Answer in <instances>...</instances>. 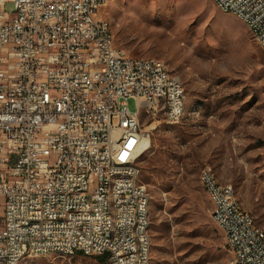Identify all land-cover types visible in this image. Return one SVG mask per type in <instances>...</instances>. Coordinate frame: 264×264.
Listing matches in <instances>:
<instances>
[{"label": "built area", "instance_id": "2783aa9c", "mask_svg": "<svg viewBox=\"0 0 264 264\" xmlns=\"http://www.w3.org/2000/svg\"><path fill=\"white\" fill-rule=\"evenodd\" d=\"M212 2L250 24L264 49V0ZM98 6L0 0V264L33 251L151 264L149 192L132 182L150 145L140 117L163 111L173 119L185 88L161 65L119 47ZM120 170L127 180H118ZM202 171L228 264H264V231L232 184H218L210 165ZM77 210L88 222L77 220ZM93 215H105L104 224ZM142 221H149L146 234H138Z\"/></svg>", "mask_w": 264, "mask_h": 264}, {"label": "rangeland", "instance_id": "374dc122", "mask_svg": "<svg viewBox=\"0 0 264 264\" xmlns=\"http://www.w3.org/2000/svg\"><path fill=\"white\" fill-rule=\"evenodd\" d=\"M98 17L128 55L163 61L185 88L180 123L163 111L140 117L150 135L141 178L151 196V264H228L200 174L213 167L264 228V49L245 22L212 0H107ZM128 103L135 111V99ZM20 264L107 263L51 254Z\"/></svg>", "mask_w": 264, "mask_h": 264}, {"label": "bare ground", "instance_id": "6f19581e", "mask_svg": "<svg viewBox=\"0 0 264 264\" xmlns=\"http://www.w3.org/2000/svg\"><path fill=\"white\" fill-rule=\"evenodd\" d=\"M106 2L107 0H97L98 5H100L98 6V14H99L101 7L105 5ZM234 16L243 21V18L241 16L239 15H234ZM98 20L105 21L106 25L111 27L110 24L106 20H103L99 17H98ZM247 26L249 27L251 31V25L247 24ZM252 35L255 38V40L260 44V41L256 38V33H252ZM142 58H143V64H150L151 61H153V62H156L158 65H161L162 70H164L165 72L169 74H172L174 78L175 86H183L180 78L177 75L170 73L163 61L156 59V58H152V57H142ZM185 114H186V98H183V100L179 104V108H177L173 112V119H166V120L171 124H174V122L180 123ZM211 169L213 171V178L217 179V183L224 184L219 180L217 173L215 172L213 167H211ZM141 177H142V173L132 174V182L136 183V189H143V184L145 183L142 181ZM118 180H127V170H120V172H118ZM200 182L201 184H204L203 171H201V174H200ZM150 201H151L150 194H145V197H144L145 206H150ZM105 202H112V195H105ZM65 210H72V203H65ZM77 220L79 222H88V215H86V212L84 210H77ZM104 222H105V215H93V223L104 224ZM259 228H260V231H264V228H261V227ZM146 229H149V221H142L141 225H138V234H146ZM151 252H152V248H150V259H151ZM58 254L65 256V252H58ZM29 256H32V255L21 254V256H16L15 263H12V264H20ZM33 256H46V255H40V251H33Z\"/></svg>", "mask_w": 264, "mask_h": 264}, {"label": "trees", "instance_id": "16d2710c", "mask_svg": "<svg viewBox=\"0 0 264 264\" xmlns=\"http://www.w3.org/2000/svg\"><path fill=\"white\" fill-rule=\"evenodd\" d=\"M100 258V260L102 261H106V255H102V256H98Z\"/></svg>", "mask_w": 264, "mask_h": 264}]
</instances>
